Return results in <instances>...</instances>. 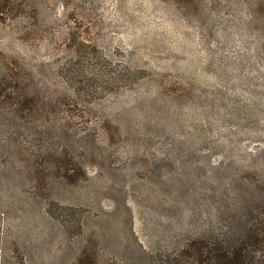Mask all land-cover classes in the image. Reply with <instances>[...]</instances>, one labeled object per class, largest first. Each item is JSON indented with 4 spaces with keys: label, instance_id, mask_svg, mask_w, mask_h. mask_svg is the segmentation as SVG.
<instances>
[{
    "label": "rangeland",
    "instance_id": "rangeland-1",
    "mask_svg": "<svg viewBox=\"0 0 264 264\" xmlns=\"http://www.w3.org/2000/svg\"><path fill=\"white\" fill-rule=\"evenodd\" d=\"M3 75L47 114L0 153V264H164L264 229V0H0Z\"/></svg>",
    "mask_w": 264,
    "mask_h": 264
},
{
    "label": "trees",
    "instance_id": "trees-1",
    "mask_svg": "<svg viewBox=\"0 0 264 264\" xmlns=\"http://www.w3.org/2000/svg\"><path fill=\"white\" fill-rule=\"evenodd\" d=\"M41 101V94L27 91L18 77H0V153H24L19 147V127L27 117L34 120L47 114ZM249 217L231 218L223 229L206 236L188 235L177 251L168 252L164 264H264V255L257 253L262 250L264 229L255 215Z\"/></svg>",
    "mask_w": 264,
    "mask_h": 264
}]
</instances>
